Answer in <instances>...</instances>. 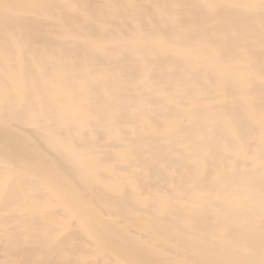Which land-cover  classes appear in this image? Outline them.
Here are the masks:
<instances>
[{"label":"rangeland","instance_id":"374dc122","mask_svg":"<svg viewBox=\"0 0 264 264\" xmlns=\"http://www.w3.org/2000/svg\"><path fill=\"white\" fill-rule=\"evenodd\" d=\"M197 122L223 128L213 167ZM247 124L264 128V0H0V264H197L167 240L185 230L264 264L220 216L207 236L170 211L240 208L233 172L264 185Z\"/></svg>","mask_w":264,"mask_h":264},{"label":"bare ground","instance_id":"6f19581e","mask_svg":"<svg viewBox=\"0 0 264 264\" xmlns=\"http://www.w3.org/2000/svg\"><path fill=\"white\" fill-rule=\"evenodd\" d=\"M19 1L20 0H16V2H19ZM24 7H25L24 9H20V5H18L16 10L24 11L25 13L33 10V7H31V9H28L29 7H27L26 4L24 5ZM253 15L254 13H251L250 16L252 17ZM28 19H26L25 21H27ZM20 113H21L20 110L15 111V114L17 116H19ZM195 124L196 125L194 127V124L192 123L191 125L192 128L190 130H193V129L199 130L201 137L199 136L198 138V136H196V139L193 140L195 142L190 147V149L193 150L194 152L193 154L195 155V158L201 156L200 154L201 149H206V150L208 149L207 155L203 158L206 160L207 167H210V164H212V167H213V158H216V160L219 161L221 157L220 144L224 136H223L222 130L221 131H217V130L222 127L219 126L212 132H209V131L206 132L203 130L205 128L204 125H202L203 129L201 128V122H197ZM245 127L248 129V131L252 135L256 134L258 132L257 130L261 132L264 129L262 128L263 126L260 127V125L258 127L256 126L257 128H254V126L252 125L249 126L247 124V126ZM239 128L242 130L243 128L242 125L241 126L239 125ZM184 131L188 133L187 136L191 137V134L189 133L188 130H184ZM234 150H235V147L233 148V151ZM182 160L183 162H185L188 159L185 158ZM166 163L169 164L168 167L171 164H177L176 162H170V161H167ZM181 166L183 167L184 165L180 163V167ZM180 167H177V170L179 172L180 170H182V168ZM237 173H240V172H233L232 174L228 176L224 175L223 178L230 179L231 184H235L237 186H240V185L232 182V180L238 181L239 179H241L243 185L251 186V187L253 186L251 189H249V192L245 191V192H248L247 194H248L249 200H246L243 203H240L241 204L240 208H237L236 210H232V209L225 207V204H223L222 202L215 201L216 204H218V206L220 207V210L218 209L213 210V199L212 201H210L211 203L209 204H206L205 203L206 201L204 203H201L199 199L197 200L195 199L192 202H190L188 206L184 208L174 207V208H170V211L174 214H178V216L180 215V217H178L176 220H173L177 224L180 231L184 230V228H181V227H182L183 222H185L193 226V228L196 231L201 232V234L203 232L207 236L213 235V226L211 225L213 216H217V217L220 216L221 220L228 222L226 223L225 228L227 232L226 234L229 237V243L231 245L233 243H236L237 247H242L245 249L252 250L256 254V257H258L260 254L259 252L264 251V228L263 227L255 228L251 226L249 227L246 222L250 218V215H251L250 210L257 208V206H253V204L250 201L254 199L264 200V196L262 195V193L264 194V190L261 188V186H264L263 180L260 177L254 183H252L249 177L246 176V174H242L240 177H238ZM165 177L167 181H171L173 184H177L176 178H171V176H169L168 174ZM13 192H14V189L9 188V190L6 191V193L3 196L10 198V196L12 195L11 193ZM244 210H246V212H244ZM236 220L238 222H236ZM185 233H187L186 230L183 231V233H181L180 235L178 234L173 235L171 233L169 234V232L166 231V235L170 236V238L167 240L173 241V242H176L177 240L174 248L176 249L179 248L180 251L183 250V253H184L183 256L187 257V260L191 262H197V264H241L234 257L232 251H230L231 248H228L227 251H222L221 253H218L219 251H217L216 249H213L212 248L213 246H210V245L205 246L202 241H198L199 238L195 237L196 235H194L193 233H187V234L194 235L191 237H193L195 240H193V238L191 237H185L183 235ZM175 237H178V238H175ZM217 253L220 254L221 257H219ZM239 255L241 256V254ZM248 264H251V262H248Z\"/></svg>","mask_w":264,"mask_h":264}]
</instances>
